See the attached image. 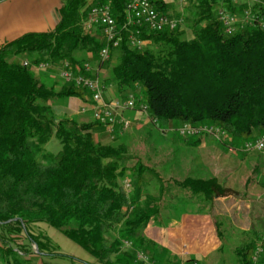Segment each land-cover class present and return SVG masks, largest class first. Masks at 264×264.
<instances>
[{
  "label": "trees",
  "instance_id": "16d2710c",
  "mask_svg": "<svg viewBox=\"0 0 264 264\" xmlns=\"http://www.w3.org/2000/svg\"><path fill=\"white\" fill-rule=\"evenodd\" d=\"M169 1L155 2L156 10L168 16ZM62 2L52 31L26 33L0 46V261L32 264L27 257L35 256L41 264H51L44 258H69L41 233H33V226L44 224L94 260L82 264H145L140 254L155 264L161 250L144 230L159 219L161 203L152 196L141 198L144 168L128 164L127 149L114 144L123 128L116 125L110 133L94 120L80 124L67 114L56 116V101L77 98L91 104L89 92L73 83L47 86L42 78L51 75L41 78L34 68L47 64L59 72L67 64L74 76L93 78L84 66L102 67L99 54L105 42L100 29L92 27L99 38L89 31L87 17L93 8L109 6L120 31L119 45L109 48L108 59L117 51L111 78L125 98L137 90L128 97L134 101L130 111L142 112L161 131L170 123L203 128L198 138L207 134L234 149L264 136V0L238 5L231 0H185L193 8L190 39L183 38L178 26L161 32L125 27L128 0ZM220 2L224 9L216 12ZM221 12L239 20L229 35ZM145 42L153 48H140ZM21 55L31 60L16 62ZM99 130L106 133L102 141L95 138ZM220 135L229 141L222 142ZM52 137L61 146L56 155L44 151ZM251 153L259 154L260 166L264 150ZM174 185L205 205L223 188L215 178L188 177ZM251 218L248 242L234 251L238 264H255L257 249L256 264H264V214ZM217 236L222 238L218 228ZM125 242L129 249H124Z\"/></svg>",
  "mask_w": 264,
  "mask_h": 264
},
{
  "label": "rangeland",
  "instance_id": "374dc122",
  "mask_svg": "<svg viewBox=\"0 0 264 264\" xmlns=\"http://www.w3.org/2000/svg\"><path fill=\"white\" fill-rule=\"evenodd\" d=\"M231 1L235 5H238L239 3H244L245 0ZM168 3V17L176 19L178 21V30L183 33V38L190 39L192 34L189 29V24L193 8H190L191 10L188 9L187 2L180 3L178 0H172ZM222 9H224V5L220 2L217 5L216 12ZM238 13L239 12H237V14ZM89 31L94 36H97L98 31L96 28H91ZM97 38H99V36H97ZM148 44L147 42L140 43L139 46L140 48H153V46ZM30 60L31 58L27 55H21L16 58V62L20 63ZM116 62L117 51H113L110 53V58L103 62L102 67L98 70L95 64H91V74L93 78H97L100 83L102 81V97L105 99L104 101L109 103L114 102L115 99L123 103L129 99V95H137V90L135 93L133 92L134 94L129 93L126 98V93L125 95L118 94L111 78V68ZM57 71L58 69L56 68H50L45 72H40V77L42 78L43 75L49 74L51 77H54V79L51 77L42 78L43 82L47 86H51L53 82L61 86L64 84V81L57 75L59 74ZM35 72L37 74L36 70ZM76 102L84 103L77 98L58 100L53 104V111L58 117H61L63 112L67 111V115L78 123H90L91 119L88 121L87 118L76 115L78 111L81 112L80 109L78 110ZM133 112L134 113H131V111L130 113L126 112L128 118L126 117L125 119L129 123V126L125 130L123 129V131H118L117 136H115L117 140L114 144L116 146L122 145L127 149L126 159L128 164L139 163V165L144 168V172L142 173L143 183L146 179L151 177L165 179L171 172L169 173L170 169L165 171V169H163L165 165L160 164H172L176 161L180 164L181 169H176L172 172L174 178L185 179L189 177L202 180L215 178L217 181L218 179H222L223 181L222 191L215 196L216 198L222 196L227 199L223 204H216L219 215L217 214L218 216L216 215L214 219L216 223V233L217 228L222 233V238H219L220 246L215 252L208 254L207 258H200V263L196 261L195 264H238L234 251L237 250L238 247L245 245V242H248L249 235L246 233L252 221L250 215L259 217L261 214H264V160L262 159L260 161V166H256V164L259 163V154L246 152L244 143H237L234 149H228L222 147L216 140H211L210 136L207 134L200 135L199 138L198 136L181 137L178 135V129L182 127L181 124L170 123L165 131H161L162 129L159 128L156 129L149 123L143 126L133 118V116L137 114L136 111ZM97 132L98 135L95 136L97 141H102L106 138V133H104V131L99 130ZM107 132H110V130L108 129ZM112 132L114 131L112 130ZM217 137L222 142L229 141L226 136L220 135ZM174 149H176V151ZM60 150L61 146L54 137L44 146V151L48 154L56 155ZM194 163L197 164L198 170L196 169L195 172L192 173L189 170L196 167L193 166ZM169 167L172 168L171 165ZM255 167L256 169H254ZM233 173L236 174L235 182L232 181L230 184L228 183V179L234 176ZM142 185L140 195L141 198H144V196L149 195H146L145 191L147 190L144 189ZM178 196L183 200L188 198V195L183 192L178 194ZM171 204L174 203L165 202L163 206H170ZM210 204L206 205L209 207ZM190 210L195 211L197 209L193 206L187 207V211ZM180 212L173 211L171 215L175 218ZM200 212L206 213V206L200 208ZM33 233H41L43 237H46V239H49L58 247V251L71 257L51 260L49 258H44L46 262L51 264H82L81 261L84 263H92L94 261L86 252L64 237L56 229L44 224H39L33 226ZM154 244L156 248H158V244ZM130 247L129 242L124 243V249H129ZM30 249L34 250L35 253L38 252L36 245H32ZM152 253H149L147 257L151 256ZM140 256L141 254L138 256L139 259L145 261V264H152L149 262V258H146L144 255L142 257ZM166 257L167 255L161 252L160 258L155 259V264H183V262L178 263L176 260H167ZM27 259H30L32 264H41V260L35 256H30V258L27 257ZM254 263L256 264V262ZM0 264L5 263L0 261Z\"/></svg>",
  "mask_w": 264,
  "mask_h": 264
},
{
  "label": "crops",
  "instance_id": "0c3cea01",
  "mask_svg": "<svg viewBox=\"0 0 264 264\" xmlns=\"http://www.w3.org/2000/svg\"><path fill=\"white\" fill-rule=\"evenodd\" d=\"M62 6V0H0V46L26 33L52 31L59 22V11ZM115 101L117 100L115 99ZM76 105L81 111H78L76 115L85 117L88 121L91 119L90 122H92L91 104L76 102ZM126 112L130 113V110L122 114L124 118H128ZM131 113L134 112L131 111ZM65 114L67 111L63 112V115ZM133 118L143 126L149 123L146 116L140 112H137ZM97 135L98 132L95 133V136ZM174 150L176 151V149ZM160 165H165L163 167L165 171L170 169L169 173L171 172V174L165 179L151 177L146 179L142 185L147 190L145 191L146 195L159 198L161 203L159 219L148 224L144 235L150 241L158 244L161 252L167 255V260L185 262L194 259L200 263V258H207L208 254L215 252L220 246L214 219L218 214L216 204H223L227 199L222 196L215 197L212 205L210 204L208 207L199 198H192L189 193L179 191L175 187L176 181L184 180L172 176V172L181 169L177 161L172 164ZM170 165L172 168L169 167ZM196 165L193 164V166ZM196 169L198 170L197 166L189 171L193 173ZM235 176L236 174H234V178L231 176L228 183L231 184L235 180ZM218 182L222 185L223 181L218 179ZM181 192L186 193L188 198L181 199L178 196ZM165 202L174 204L163 206ZM191 206L196 207L197 210L187 211V207ZM204 206H206V213L200 212V208H204ZM173 211L181 212L174 218L171 215ZM251 223L252 221L250 227Z\"/></svg>",
  "mask_w": 264,
  "mask_h": 264
},
{
  "label": "built area",
  "instance_id": "2783aa9c",
  "mask_svg": "<svg viewBox=\"0 0 264 264\" xmlns=\"http://www.w3.org/2000/svg\"><path fill=\"white\" fill-rule=\"evenodd\" d=\"M157 1L159 0H128L125 27H134L136 29L144 26L152 32H161L165 29L170 31L175 30L178 26V21L159 13L155 5ZM178 1L180 3L185 2V0ZM220 17L225 33L228 35L231 34L233 32L232 25L239 20L236 19L237 17L227 16L222 12L220 13ZM86 26L88 29L92 27L100 29L105 46L102 48L99 58L101 61H106L109 56V48H116L120 42V31L116 27L109 6L93 8L87 17ZM130 40L133 42L132 37H130ZM23 66H27V63L24 62ZM67 66V64H64L63 67L59 69V76L65 83H73L76 87L83 88L89 92L93 120L106 126L107 130L109 129L110 132H112L116 125L121 126L125 130L129 126V123L122 114L134 108L133 99L123 103L118 101L112 103L106 102L102 97L103 87L97 78L74 76L72 72L68 70ZM48 68L49 65L47 64H39L35 66L34 69L37 72H44L47 71ZM84 69L86 72L91 71V67L88 64L84 66ZM202 130L203 129L190 127L189 125H183L178 129V135L181 137H196ZM244 149L246 152L263 151L264 136L254 141L247 142L244 145ZM125 187H128V185H125ZM256 253L257 255L260 254L261 250L257 249ZM257 255L253 258L254 262L257 261ZM140 257H142V255Z\"/></svg>",
  "mask_w": 264,
  "mask_h": 264
}]
</instances>
